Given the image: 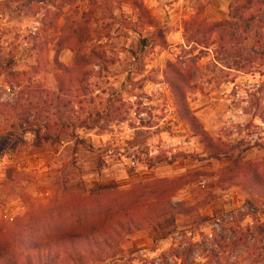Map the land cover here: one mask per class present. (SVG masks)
Listing matches in <instances>:
<instances>
[{"label": "rangeland", "instance_id": "rangeland-1", "mask_svg": "<svg viewBox=\"0 0 264 264\" xmlns=\"http://www.w3.org/2000/svg\"><path fill=\"white\" fill-rule=\"evenodd\" d=\"M231 3L0 0V102L17 103L0 111V238L55 236L113 197L131 230L88 264H264V62L254 32L209 34Z\"/></svg>", "mask_w": 264, "mask_h": 264}, {"label": "trees", "instance_id": "trees-1", "mask_svg": "<svg viewBox=\"0 0 264 264\" xmlns=\"http://www.w3.org/2000/svg\"><path fill=\"white\" fill-rule=\"evenodd\" d=\"M251 32L255 33L254 38L257 45V50L254 53L261 55L262 62H264V33H261L264 32V0H232L229 19L224 20L222 23H213L209 34H211V38L217 36L219 40L223 41L227 37L228 40L237 43ZM3 108L17 111V103L0 102V111ZM208 143L210 145L212 144V142ZM212 157L220 160L231 157V154L227 150L221 151L216 149ZM259 183V180L256 179L253 184L257 185ZM107 189L97 188L95 192L101 193L102 191H109ZM118 202L119 200L117 198L111 197L105 202H102L104 205H101L99 208L84 209L82 213L75 211L76 213L74 212L75 214L69 218L68 222L66 219H63L66 225L62 224L63 226L56 230L55 236L57 238L52 236L50 232H47L46 226L37 228L36 224L18 223L16 225V231L13 232L14 241H11V233L9 234V239L7 236L0 238V264H68L70 261L88 264L89 262L102 260L105 255V257L109 258L110 253H112L110 249L115 246L113 235L111 234L120 232L115 229V225L123 230V232H129L131 230L129 226L127 228L123 226L124 221L128 217V213L124 210L125 208L114 207V204L117 205ZM164 215L170 214L162 212V214L153 216L154 221L157 224L159 223L157 226L161 227L160 229L162 231H166L172 225L169 220H175L172 217L173 220L165 219L161 221ZM151 216L145 217V214H143L142 222H149L152 218ZM34 218L39 219L37 216ZM107 226L111 227L106 228ZM261 228L264 227L261 226ZM3 229L5 228L0 226V232H5ZM27 233H29V236L25 237ZM75 238L87 240L86 243L84 242L86 249L81 248L72 253H63L54 250L53 247L58 241H64L65 239L75 240ZM244 239V237H240L239 241ZM83 250L86 252L80 254ZM101 254H103V257Z\"/></svg>", "mask_w": 264, "mask_h": 264}]
</instances>
